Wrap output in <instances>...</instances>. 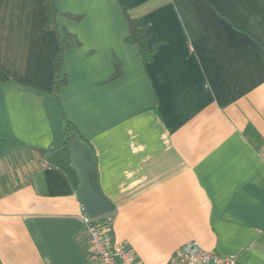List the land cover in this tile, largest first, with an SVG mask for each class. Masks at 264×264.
Returning <instances> with one entry per match:
<instances>
[{
    "label": "crops",
    "instance_id": "0c3cea01",
    "mask_svg": "<svg viewBox=\"0 0 264 264\" xmlns=\"http://www.w3.org/2000/svg\"><path fill=\"white\" fill-rule=\"evenodd\" d=\"M63 117L141 264H264V0H0V264H96Z\"/></svg>",
    "mask_w": 264,
    "mask_h": 264
},
{
    "label": "built area",
    "instance_id": "2783aa9c",
    "mask_svg": "<svg viewBox=\"0 0 264 264\" xmlns=\"http://www.w3.org/2000/svg\"><path fill=\"white\" fill-rule=\"evenodd\" d=\"M82 212L90 260L96 264H141L130 249L101 228L98 222L100 218L91 219L83 208ZM171 264H235V260L207 251L197 242L190 241L176 251Z\"/></svg>",
    "mask_w": 264,
    "mask_h": 264
},
{
    "label": "water",
    "instance_id": "95a60500",
    "mask_svg": "<svg viewBox=\"0 0 264 264\" xmlns=\"http://www.w3.org/2000/svg\"><path fill=\"white\" fill-rule=\"evenodd\" d=\"M70 166L78 177L75 197L91 219L113 213L114 203L104 194L98 177L94 153L77 132L69 137Z\"/></svg>",
    "mask_w": 264,
    "mask_h": 264
},
{
    "label": "trees",
    "instance_id": "16d2710c",
    "mask_svg": "<svg viewBox=\"0 0 264 264\" xmlns=\"http://www.w3.org/2000/svg\"><path fill=\"white\" fill-rule=\"evenodd\" d=\"M47 1L50 5L51 0H47ZM142 31H143L142 26H140V24L135 19H129V34H128L126 39H127V41L137 43V45L139 47V51L142 54H144V57H145L144 38L142 36ZM71 37L72 36L66 32L62 33V35L60 37V50H59L58 56L56 57V61H55L56 78H55L54 84L56 86L62 82L59 79V77H60V75H59L60 57H61L63 50L73 43V41L71 40ZM61 127H62V131H63L65 143L69 144V137L71 136L72 133L77 132L76 128H75L74 124L72 122H70L65 117H63V119H62Z\"/></svg>",
    "mask_w": 264,
    "mask_h": 264
}]
</instances>
